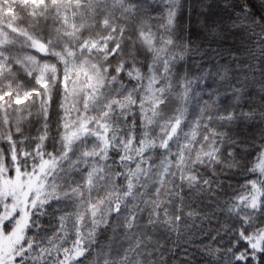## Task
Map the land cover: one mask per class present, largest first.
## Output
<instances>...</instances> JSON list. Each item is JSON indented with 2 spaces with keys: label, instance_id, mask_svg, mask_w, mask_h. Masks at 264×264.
Wrapping results in <instances>:
<instances>
[{
  "label": "snow or ice",
  "instance_id": "6c2138e0",
  "mask_svg": "<svg viewBox=\"0 0 264 264\" xmlns=\"http://www.w3.org/2000/svg\"><path fill=\"white\" fill-rule=\"evenodd\" d=\"M0 264H264V0H0Z\"/></svg>",
  "mask_w": 264,
  "mask_h": 264
}]
</instances>
